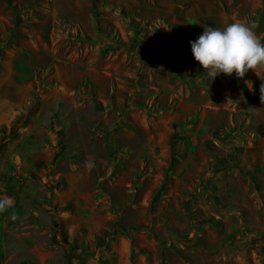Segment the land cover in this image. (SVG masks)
Here are the masks:
<instances>
[{
  "label": "crops",
  "instance_id": "crops-1",
  "mask_svg": "<svg viewBox=\"0 0 264 264\" xmlns=\"http://www.w3.org/2000/svg\"><path fill=\"white\" fill-rule=\"evenodd\" d=\"M66 2L67 8H78ZM196 3L207 8L185 21L196 39L207 27L250 24L260 8L259 0L218 1L220 14L214 16L207 0ZM89 19L93 32L83 27L84 38L95 44L104 36L97 19ZM39 52L34 41L0 48V196L13 202L0 214V264H174L180 258L172 244L190 229L185 227V186L200 163L188 154L192 150L183 137L192 104L183 97L171 107L168 98L142 94L145 86L159 93L172 90L173 75L158 76L138 64L133 72L111 64L115 52L101 43L71 58L49 49L54 61L49 75H40L45 67L32 58ZM188 63L185 71L201 80L203 66ZM142 74L154 77L143 81ZM256 74L264 84V67ZM232 78L243 88L242 81L253 86L246 73ZM21 116V126L14 127ZM177 134L179 143H170ZM79 233V242L98 239L108 262L79 258L76 248L64 258L59 247Z\"/></svg>",
  "mask_w": 264,
  "mask_h": 264
},
{
  "label": "rangeland",
  "instance_id": "rangeland-1",
  "mask_svg": "<svg viewBox=\"0 0 264 264\" xmlns=\"http://www.w3.org/2000/svg\"><path fill=\"white\" fill-rule=\"evenodd\" d=\"M218 1L224 0H207L214 16L220 14ZM72 2L78 8H67L66 0H1L0 48H23L34 41L42 52L32 58L45 67L40 75H49L54 63L49 49L58 50L60 58H71L78 50L101 43L115 52L111 64L132 67L130 72L139 65L152 68L158 76L173 75L172 90L159 93L145 86L141 93L168 98L171 107L184 97L192 104L187 108L193 109L185 119L183 137L192 150L188 154L200 162V168L195 167V178L185 186V227L190 229L172 244L180 258L174 264H264V84L256 74L261 67L246 72L245 80L253 81L252 88L243 81L244 88L237 80L235 84V73L211 80L204 70L198 80L185 71L189 60L190 67L198 63L185 56H193L190 41L196 40L191 29L185 28V21L205 14L207 9L197 7L196 0ZM258 4L260 11L264 0ZM258 11L255 9V14ZM89 15L97 19L100 37L104 36L95 44L84 38V28L93 32ZM66 16L81 20L84 26L69 22ZM260 34L264 35V27ZM122 48L137 53L133 55L137 59L115 50ZM128 71L120 74L124 77ZM152 76L142 74L141 80ZM47 88L52 87L43 86ZM179 135L171 136L170 143H179ZM143 226L149 227L146 223ZM80 238L81 233L66 247H59L64 258L76 248L81 250L79 258L108 262L98 239L86 243L79 242Z\"/></svg>",
  "mask_w": 264,
  "mask_h": 264
},
{
  "label": "clouds",
  "instance_id": "clouds-1",
  "mask_svg": "<svg viewBox=\"0 0 264 264\" xmlns=\"http://www.w3.org/2000/svg\"><path fill=\"white\" fill-rule=\"evenodd\" d=\"M253 28L244 21L232 22L222 29L207 27L195 41H190L194 59L206 70V77L214 80L220 74L235 73L240 78L249 70L264 67V38ZM261 92L264 93V86ZM12 203L11 197L0 196V214Z\"/></svg>",
  "mask_w": 264,
  "mask_h": 264
},
{
  "label": "trees",
  "instance_id": "trees-1",
  "mask_svg": "<svg viewBox=\"0 0 264 264\" xmlns=\"http://www.w3.org/2000/svg\"><path fill=\"white\" fill-rule=\"evenodd\" d=\"M251 25H254V28L253 30H255L257 33L259 32L260 33V29L262 27H264V6H263V9L260 10L257 14H256V19L251 21ZM178 42V41H177ZM203 71L201 70L200 73H202ZM198 73V71H197ZM180 77L183 79V76L181 74H179ZM97 104H99V106L101 105L99 102H97ZM23 116L21 117H18L17 120L15 121L14 123V127H19L21 126V123H22V118ZM135 256V252L133 253V258Z\"/></svg>",
  "mask_w": 264,
  "mask_h": 264
}]
</instances>
